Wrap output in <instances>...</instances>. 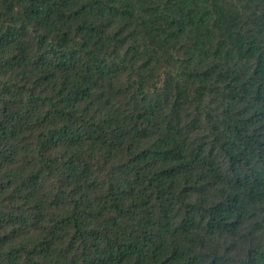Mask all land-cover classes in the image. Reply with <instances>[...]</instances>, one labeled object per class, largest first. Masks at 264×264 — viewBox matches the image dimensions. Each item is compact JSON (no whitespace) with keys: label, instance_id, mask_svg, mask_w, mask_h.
<instances>
[{"label":"trees","instance_id":"obj_1","mask_svg":"<svg viewBox=\"0 0 264 264\" xmlns=\"http://www.w3.org/2000/svg\"><path fill=\"white\" fill-rule=\"evenodd\" d=\"M0 264H264V0H0Z\"/></svg>","mask_w":264,"mask_h":264}]
</instances>
